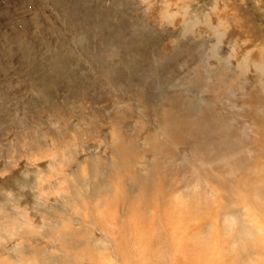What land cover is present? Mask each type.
<instances>
[{"label":"rangeland","instance_id":"obj_1","mask_svg":"<svg viewBox=\"0 0 264 264\" xmlns=\"http://www.w3.org/2000/svg\"><path fill=\"white\" fill-rule=\"evenodd\" d=\"M256 199L264 0H0V264H264Z\"/></svg>","mask_w":264,"mask_h":264},{"label":"bare ground","instance_id":"obj_2","mask_svg":"<svg viewBox=\"0 0 264 264\" xmlns=\"http://www.w3.org/2000/svg\"><path fill=\"white\" fill-rule=\"evenodd\" d=\"M255 67H256V65H255ZM164 113V112H163ZM164 115V114H163ZM196 124V123H195ZM200 126V125H199ZM186 129H189V128H186ZM230 133H232V132H230ZM234 133V132H233ZM180 136V135H179ZM200 140V139H199ZM198 153V152H197ZM200 154V153H199ZM203 158V157H202ZM259 168H260V166H259ZM258 169V168H257ZM256 171V170H255ZM259 183H260V181H259ZM252 184H253V182L252 181H248V182H246L245 181V185H246V188H249V189H251V186H252ZM254 187V186H253ZM255 188V187H254ZM254 188H253V190H252V192H250V193H252V196H255V190H254ZM212 190V189H211ZM248 192H246V194H247ZM258 194H259V192H258ZM156 197V196H155ZM154 197V198H155ZM153 198V199H154ZM161 198V197H160ZM245 198L247 199L248 198V196H245ZM251 198V197H250ZM134 199V198H133ZM136 199V198H135ZM156 200H157V197L155 198ZM232 199V198H231ZM135 201V200H134ZM138 201V200H137ZM207 201V200H206ZM234 201V200H233ZM232 201V202H233ZM251 201H252V199H251ZM122 202V201H121ZM151 202V201H150ZM242 202V201H241ZM253 202H255V203H253L254 205H256V204H258L259 205V208L261 209V210H264V200H262L261 199V202H259L257 199L256 200H254ZM148 203V202H147ZM251 203V202H250ZM135 205H136V203H134ZM154 204V203H153ZM152 204V205H153ZM241 204V203H240ZM240 204H238V205H240ZM130 205H131V203H130ZM146 205H148V204H146ZM146 205H143V207H145ZM152 205H150V203H149V206H152ZM139 206V205H138ZM135 207H137V206H135ZM141 207V206H140ZM124 208V207H123ZM137 208H139V207H137ZM146 208V207H145ZM149 208V207H148ZM153 208V207H152ZM154 208L156 209V207L154 206ZM132 209H134L133 207H132ZM131 209V210H132ZM179 209L182 211V212H184V210H183V208H181V207H179ZM200 209V208H199ZM228 209V208H227ZM124 210V209H123ZM126 210V209H125ZM124 210V211H125ZM140 210V209H139ZM148 210V209H147ZM136 211H138V210H136ZM142 210H140V212H141ZM143 211H146V210H144L143 209ZM151 211H153L152 209H151ZM154 212V211H153ZM159 212H160V210H159ZM129 213V212H128ZM161 213H163V212H161ZM200 213L201 212H199V214L198 215H200ZM173 214H174V212H173ZM178 214V213H177ZM227 214V213H226ZM172 215V214H171ZM171 215H169L170 216V218L171 219H173L172 217H171ZM174 215H176V212H175V214ZM180 215V214H179ZM178 215V216H179ZM182 215H183V213H182ZM197 215V214H196ZM196 216L197 218H198V220L197 221H199V217H202V216ZM156 216V215H155ZM168 215H166V217H167ZM181 216V215H180ZM205 216V215H204ZM224 216V215H223ZM251 216V215H250ZM264 216V215H263ZM115 217V216H114ZM154 217V216H153ZM252 217H256V216H252ZM151 218V217H150ZM156 218V217H155ZM179 218V217H178ZM205 218V217H204ZM154 219V218H153ZM176 219H177V217H176ZM152 220V219H151ZM167 220H169V219H167ZM175 220V219H174ZM255 220V219H254ZM254 220H251V221H254ZM154 221V220H153ZM172 221V220H171ZM171 221H170V223H171ZM250 221V222H251ZM258 222V221H257ZM152 223V222H151ZM161 225V224H160ZM201 226V225H200ZM247 226V225H246ZM254 226V225H253ZM146 227V226H145ZM210 228V227H209ZM218 229V228H217ZM243 229H244V227H243ZM248 230H249V228H247ZM256 229V228H255ZM191 230V229H190ZM245 230V229H244ZM157 231V230H156ZM257 231H259V230H257ZM218 232V231H217ZM241 232H243V231H241ZM253 232V231H252ZM243 234V233H242ZM258 235V234H257ZM256 235V236H257ZM263 237V236H262ZM255 238V237H254ZM263 240H264V237H263ZM259 243H260V241H259ZM255 244V243H254ZM262 244H263V242H261L260 244H256L255 245V249H257V248H259L260 246H262ZM264 246V245H263ZM259 254V253H258Z\"/></svg>","mask_w":264,"mask_h":264}]
</instances>
